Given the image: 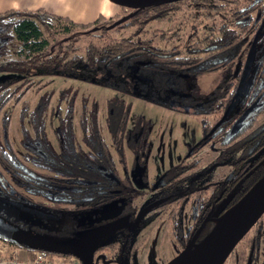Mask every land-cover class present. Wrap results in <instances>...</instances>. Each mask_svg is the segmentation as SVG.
Returning <instances> with one entry per match:
<instances>
[{"label": "trees", "instance_id": "1", "mask_svg": "<svg viewBox=\"0 0 264 264\" xmlns=\"http://www.w3.org/2000/svg\"><path fill=\"white\" fill-rule=\"evenodd\" d=\"M212 1L184 0L181 3L200 8L213 4ZM241 1L246 4L241 5L239 0H222L226 4L233 3V9L229 13L233 17L234 31H231L229 26L222 27L220 25L217 38H212L210 34L199 42L191 40L192 45L188 46L185 55L180 54L178 49L156 50L153 48L151 39H140V36L146 33L144 28L148 24L166 20L171 13L179 10L181 3L153 6L133 11L121 18L98 16L89 24H75L66 18L46 13L42 9L26 12L9 10L0 13V58L4 56L9 40H14L18 44L16 58L0 65V74L9 76L0 81V112L9 102L12 106L18 105L20 147L28 154L26 158L28 165L15 157L8 136L9 117L7 114H3L0 118L2 144V150H0V199L5 196L10 197L9 191L11 190L1 172L9 176L11 182L21 190L22 194L11 190L15 198H25V202L30 206H34L28 200L31 197L44 200L54 206L67 204L71 195L78 194L77 191L72 192L73 188L89 187L96 191L95 187L102 185L103 177L100 175V170L114 173L113 162L100 135L97 104L91 102L89 108L86 109V100H82L81 103L77 124L81 132V142L87 150L86 153H81L76 147L71 126L76 94L74 90L70 89H64L58 93L55 107L58 129L55 136L58 151L55 152L48 145L43 130V119L51 95L44 92L38 97L33 108L29 109L28 104L21 101L30 87L29 80L39 76L60 77L124 94L126 93L125 82L117 80V76L125 75L126 72V70L122 71L121 67L138 63L145 69L160 67L166 73L183 72L187 74L186 79L195 82L218 69L228 68V61L212 62L216 56L221 58L227 57L229 53H234V58L238 56L243 61L246 49H242L245 43L242 34L243 31H247L246 34L252 33L250 32L251 24L248 23L249 19L246 22L245 18H249L252 12L259 11L260 5L253 4L252 0ZM212 8L213 10L221 9L216 6ZM228 10L225 8V11ZM127 29L133 30L134 40L113 38L121 30ZM79 42H85L81 49L76 45ZM261 60L262 56L256 57L254 62H257L258 68ZM107 72H109L108 75ZM175 81V85L180 83L177 79ZM226 83L227 81L220 83L216 94H214L213 100L216 102L213 101L214 104L211 107H216L215 113H221L224 109L222 102L218 104L217 101L226 98L227 92L223 90L227 86ZM259 85L260 82L257 81L256 86ZM263 87L264 83L261 89ZM193 89L196 90L195 87ZM63 102L65 103V112L61 118L58 106ZM243 103L244 98L239 101L238 106ZM105 110V129L112 150L117 156L118 164L124 167L121 140L128 120L129 105L122 99L113 97L106 100ZM263 112L264 106L249 114L245 121L246 128L239 134L242 136L249 131L248 138L232 146L231 151L227 154L230 156L238 153L239 156L229 163L232 171L227 175V183H225L228 184L229 189L224 193L223 190L218 189V192L221 190V193H218L217 202L229 193V205H233L264 174V122L258 128L252 129L256 118ZM24 122L29 125L32 135L24 128ZM141 133L143 135H136V139L145 138L146 131L143 130ZM124 137L131 140L133 135L129 133ZM128 147L131 149L130 143ZM251 158L248 165L246 161ZM93 196L92 202H96V205H100L105 200L95 194ZM185 196L188 195L185 194ZM106 199L109 200L108 197ZM206 200L204 197L200 204L202 213L200 229L204 236L212 228L215 220L211 217L213 210L207 209L208 201ZM0 207L6 206L0 203ZM0 214L5 215L2 208H0ZM261 218L255 224L254 229L259 226ZM254 234H260V232H254ZM258 236H254L255 246ZM0 240L5 241L9 246L30 251L1 237ZM29 258H31L30 254Z\"/></svg>", "mask_w": 264, "mask_h": 264}, {"label": "flooded vegetation", "instance_id": "2", "mask_svg": "<svg viewBox=\"0 0 264 264\" xmlns=\"http://www.w3.org/2000/svg\"><path fill=\"white\" fill-rule=\"evenodd\" d=\"M183 1L184 0L171 4H178ZM212 2L214 3L210 5H212L213 7L216 4V1L213 0ZM252 2L255 5L259 4L260 7L258 9L260 10L252 12L249 15V18H245L246 22L249 19L248 23L251 24L252 29L251 31H249L252 33L246 34L247 31H243L242 34L243 40H245L242 49H246L244 59L243 61H241L240 57L238 56L234 58V53L227 54V57H214L212 59V62L220 63L221 61H228L227 65L229 66L225 70L221 68L211 73H218L219 80L213 91L207 95L200 94L199 89L196 85V82L198 80L195 82H191L189 79H186L187 74L183 72L166 73L160 67H152L150 69H145L142 66L140 67L138 63L127 64L124 67H121V70H126V72L125 75L117 76V80L125 82L124 90L126 91V93L116 94L122 97L126 96L132 98L133 100L147 103L149 105L176 113L181 116L192 117V119H196L198 121L194 129H188L191 130L192 135L189 137V142L184 143L186 146L184 147L183 145L185 153L176 164L162 169L159 173L154 171V168L151 165L152 158L150 155L152 143L150 144V141H148L152 133L153 124L149 120H143V118L139 117L136 118L135 123L131 129H127L126 122L121 140V149L125 162V166L122 167L120 164H118L117 156L112 150L109 136L106 132L104 123V129L108 136V142L114 154L113 159L112 155L109 153V156L114 165V173L100 170V175L103 177L102 185L95 187L96 191H93V189L89 187L73 188L74 190L72 189V192L77 191L78 194L71 195V198H69L67 204H60L54 206L44 200H39L40 203H36L34 204V206H31L32 208L37 210H40V206L51 209L50 211H41L43 214L49 215L51 217L48 220L37 218L44 224H51L52 226H54L50 230L46 229V237L54 240L56 243H68L69 247H78L82 248L83 250H89L91 252L92 264H95L96 262H100L101 264H133L135 255L133 243L136 233L139 232L140 229L143 230L145 228V223L149 224V215H151L153 211L164 209L166 207H169L170 205H173L174 207L169 211L167 220L173 223L172 235L174 238V244L176 245L178 251L180 252L185 247L187 242L193 237L196 232L198 233L194 243H197L199 240L202 239L204 235L202 229H200L202 223V213L200 205L201 201L204 197H206V201H208L207 209L213 210L211 216L212 219L215 218V214L217 213L218 207L220 206V204H222L223 201L226 205L225 210L230 207L229 193L225 194L222 200L217 202L219 198L218 193L221 190H223L224 193V191H228L229 189L228 184H225L227 183V175L230 174V172L232 171V167L229 163L231 161H234V159L239 156L238 153H235L230 156L227 154H229V152L231 151L232 146H235L248 138L249 131L248 133H246L245 135L243 134L242 136H239V134L242 130L246 128L245 121L248 118L249 114L252 113L253 110L259 109L264 106V87L261 89V86H263L264 83V0H258L257 2H255V0H252ZM185 4L187 3H181V5ZM245 4L246 2H243V6ZM181 5H179V7ZM222 6L223 7H220V12H225V7L229 9L228 11L230 12L233 9L232 2L229 4L222 2ZM117 8H120L121 10L127 12L125 13V15L133 12V10L124 9L121 7ZM125 15H119L117 16V18L124 17ZM229 15L231 16L230 13ZM231 22L232 26H230V28L231 31H234V22L232 16ZM220 25H222V27L225 26L224 23H221ZM157 35L159 37V40H166L160 33H157ZM255 36L256 39L254 47L252 49L248 73L246 75V80H248L247 91L242 97L237 100L236 104L234 105V107H232L225 119L220 124H218L223 113L229 105L234 91L238 86V83L244 71V65L246 57L248 55V50ZM152 45L154 49L159 51L171 50L160 49L156 47L153 42ZM190 45H192V43H190ZM260 56H262V60L258 68L257 62H254L256 60V57L260 58ZM257 68L258 73L256 72ZM255 73H257L256 76H254ZM108 74L109 72H107V75ZM7 77L8 76L6 75L5 78ZM176 79L180 81V83H178L177 85H175ZM226 81L227 86L223 89L225 92H227L225 94L226 98H223L221 100L219 99L217 101L218 104H221L222 102V106H224V109L221 111V113H215L216 107H211V105L216 102V100H213L215 98L214 94H216V89L219 87L220 83H224ZM257 81L260 82L259 86H256ZM185 86L187 87V92ZM194 87L196 88V90L193 89ZM243 98V105L241 104L238 106L239 101ZM128 105L130 112L131 106L130 104ZM251 105H253V107L247 113L246 117L241 121L238 132L231 138H227V135L236 120ZM262 115H264V112L260 114L257 118ZM209 117L216 118L212 123L209 124L206 121V119ZM174 120L178 121V124L183 121H186L178 120L177 118ZM254 125L252 129H256L260 126L259 125L257 127H254ZM185 127L186 130L187 126ZM178 128L180 130V134L181 132H184L183 127ZM143 130L146 131L145 138L136 139V135H143L141 133ZM129 133H132L133 135L131 140H128L126 139V137H124L125 134ZM162 134H164V132H162ZM159 138L161 141H158L159 145L167 144L165 142L167 140L163 135H160ZM128 141L131 145V149L128 147ZM104 145L107 148V151L109 152V149L106 146L105 142ZM214 145H218V149H215V151H217V156L215 157V159L219 160V158H221L219 165L221 164V162L222 164L226 163L229 166V171L221 181H215L210 183L209 185H205L204 182L206 178L209 177L215 166L210 170H208V166L205 167L203 171H197L199 162L197 159H194V157L200 154L199 152H201L200 150H202L203 147H211ZM166 147L168 148L169 145L167 144ZM164 153L165 149L163 150V155L161 156L162 159H165L167 162L172 160L173 157L177 155L176 153L174 154V156H172L170 160H167L166 154L164 155ZM251 160L252 158L248 159L246 163L249 165ZM135 165H137V169H135ZM118 170L121 174V177H119L118 175ZM133 182L137 183L138 187H140L138 189L133 187ZM208 186H211V190L209 192L207 191ZM218 189L221 190H219L218 192ZM10 192H12L10 197L5 196L2 199L14 201L25 206H30L25 202V198L16 199L13 194V191L10 190L9 194ZM145 193L150 194V196L146 198ZM202 193L205 194L202 195ZM93 194H95V196H99L100 198H105V200L103 199L104 202L100 205H96V202H92V199L94 198ZM185 194H187L188 196L184 197ZM107 197L109 198V200L106 199ZM192 197L196 201L195 208L191 212L192 227L190 228L189 234H187V236L185 237H182L180 235L179 219L184 207L187 205L189 199ZM183 198H185V200H183ZM138 201H140V205L138 204L136 206L135 203H137ZM43 203L49 204V206L47 207L43 205ZM92 205H95V207H92ZM97 208H103V210L90 214L92 210H96ZM79 209L87 210L85 212L86 214L84 213L86 215V218L84 220L86 230L80 232L75 238H69L66 232L67 229L64 230V228L70 225V222H72L71 217L68 216V212L76 211ZM140 212H142V214L135 222L136 217ZM254 228L255 227H253V229ZM97 230H104L105 232H103L102 234H92ZM58 245L61 249L62 245ZM48 254L55 256L61 255L58 253ZM68 257H70L69 259H74L77 264H80L72 256L68 255Z\"/></svg>", "mask_w": 264, "mask_h": 264}, {"label": "rangeland", "instance_id": "3", "mask_svg": "<svg viewBox=\"0 0 264 264\" xmlns=\"http://www.w3.org/2000/svg\"><path fill=\"white\" fill-rule=\"evenodd\" d=\"M39 0H29V4H36ZM216 4L214 6L223 7L222 1L215 0ZM240 4L243 5L241 0ZM105 2V1H104ZM107 3V2H106ZM110 5V4H108ZM98 7V6H97ZM110 7L114 8L113 13L111 14V18L114 16L125 15L124 10L117 8L115 6L110 5ZM90 8H96V4H90ZM226 8V7H225ZM229 12L213 10L212 5H204L200 8L192 7L191 5L185 4L179 7L177 12L171 13L166 20L162 22H152L148 24L144 31L146 32L144 35L140 36V39L146 40L151 39L153 44L160 49H178V51L184 55L187 50V47L190 45L191 40L195 42H199L202 39L206 38L210 34L212 38L217 37L218 28L221 23H224L225 26H232L231 16ZM218 14V15H217ZM70 21V20H69ZM71 22V21H70ZM93 22V21H92ZM90 22V23H92ZM73 23V22H72ZM76 24V23H75ZM89 24V23H87ZM157 32L163 35L166 39L165 41L159 40ZM133 30H124L119 32L113 38L118 39H127L134 40L132 37ZM110 34H112L110 32ZM113 35V34H112ZM85 42H79L76 45L78 48H82ZM18 50V44L14 40H9L6 46V52L3 57L0 58V65L6 63L9 60H14L16 58V52ZM80 54V53H79ZM6 75L0 74V81L4 79ZM9 77V76H8ZM219 80V74H210L203 76L200 80L196 82V85L199 89L200 94L207 95L213 91L217 82ZM30 82V87L27 92L22 97L21 101H24L28 104L29 109H32L35 105L38 97L44 92L50 93L51 97L49 99L48 109L44 115L43 119V130L48 142V145L53 149V151H58V144L56 141L55 134L58 132L57 129V120H56V105H57V97L58 93L64 89L74 90L76 94L73 106V120H72V131L74 135V140L77 149L80 150L81 153H86V148L81 142V132L78 128V117L81 112V103L82 100H86V109L89 108L91 102H95L97 104V121L99 123V129L101 131L102 138L109 149V153L112 155L114 159V154L111 150V147L108 142V136L104 129V119H105V102L107 99L113 97L122 98L125 103L130 104V112L127 120V129H131L135 123L136 118H143V120H149L152 125V133L149 137L148 141L150 144L152 143V149L150 152L151 155V165L154 168V171L159 173L162 169L169 167L171 165L176 164L179 159L185 153L186 146L184 143L189 142V137L192 135L191 130L196 127V123L198 122L196 119H192V117L181 116L173 112H169L167 110L149 105L147 103L133 100L132 98L126 96H119L118 94L100 88L94 85L85 84L77 81H73L72 79L60 78V77H34ZM186 92L187 87L185 86ZM189 92V88H188ZM184 93V91H183ZM59 116L62 118L65 112V103H60L58 106ZM3 114H7L9 117V129L8 136L11 144L12 151L15 157L28 165L27 157L28 154L20 147V127L18 123V105L12 106L11 102H9L0 112V118ZM178 120H186L178 124ZM216 117H209L206 121L210 124L214 121ZM264 122V115L257 118L254 127L259 126ZM24 128L32 135L29 125L24 122ZM185 126L187 129L185 130ZM178 127H183L184 132H181ZM194 131V130H193ZM164 132V134H162ZM169 132V133H168ZM189 133V134H188ZM160 135L166 138L165 141L169 147L167 148V144H158L160 141ZM169 137V138H168ZM179 138V139H178ZM170 140V141H169ZM161 142V141H160ZM159 142V143H160ZM165 147V148H164ZM206 146L203 147L200 154L195 156L194 159H197L199 162L197 171H203L205 167H208V170L213 168L212 173L206 178L204 184L209 185L215 181H221L229 171V166L226 163L219 162L215 157L217 156L218 145L214 146ZM212 148V149H211ZM165 149L166 158L170 160L174 154L177 153L176 156L173 157L172 160L167 162L165 159H162L163 150ZM0 150H2L1 144V131H0ZM236 157V156H235ZM162 160V161H161ZM218 165V166H217ZM4 176L5 180L9 183L11 190L22 194L21 190L11 182L9 176L1 172ZM118 175L121 177V174L118 170ZM133 187L139 188L138 184L133 182ZM211 190V186H208L207 191ZM207 192V193H208ZM146 198L150 196V194L145 193ZM11 195V192H10ZM207 195V194H206ZM29 200L33 203H40L38 199L29 198ZM141 201V200H140ZM140 201L135 203L137 206L140 205ZM195 199L192 197L189 199L187 205L184 207L180 219V235L182 237L187 236L189 234L190 228L192 227V216L191 212L195 208ZM45 206H49V204L43 203ZM173 205L166 207L164 209L156 210L149 215V224L145 223V228L143 230H139L136 233L134 238V263L133 264H166L171 259H173L177 253L179 252L176 245L174 244V238L172 235L173 223L167 220V216L169 211L173 208ZM3 209V215L5 218L0 216V225L7 230H14L13 228L17 226L22 232H30L36 236H47L46 229L50 230L54 226L51 224H44L42 221L38 220L36 217L25 214L23 212L12 209L8 206L0 207ZM104 208V207H103ZM103 208H97L96 210H92L90 214L95 212H100ZM40 210L37 211H50L51 209L40 206ZM87 210H76L72 212H68V216L71 217L72 222L70 225L64 228L67 229V236L69 238H75L80 232L86 230L85 227V218ZM85 213V214H84ZM1 215V214H0ZM10 220H8V219ZM259 227V228H258ZM256 229H251L243 239L236 245V247L232 250L224 264H264V216L259 222V226ZM254 232L260 234H254ZM259 235L258 242L255 246L254 244V236ZM21 237V236H20ZM26 241V238H21ZM31 241V240H29ZM5 246L9 251H14L18 254L20 250L23 252L27 250H23L21 248L9 246L5 241L0 240V246ZM30 255H32L33 251H27ZM2 255V256H1ZM0 255V259L6 260L10 257H16V255L8 254L7 252L2 251ZM10 255V256H9ZM51 255V254H50ZM56 259H64V261L68 260L70 257L68 255H51ZM60 256V257H59ZM28 258V257H27ZM95 264H101L100 262H96Z\"/></svg>", "mask_w": 264, "mask_h": 264}, {"label": "water", "instance_id": "4", "mask_svg": "<svg viewBox=\"0 0 264 264\" xmlns=\"http://www.w3.org/2000/svg\"><path fill=\"white\" fill-rule=\"evenodd\" d=\"M116 7L128 10L138 11L145 8L171 4L182 0H106ZM258 0H255L257 2ZM256 36L254 37L246 57L244 71L238 83L236 90L229 102V105L223 113L218 124H220L228 115L237 100L247 91L248 80L246 75L249 69L252 49L254 47ZM251 105L236 120L228 133L227 138L234 136L239 128L241 121L252 109ZM217 124V125H218ZM137 169V165H135ZM12 193V192H11ZM0 203L25 214L32 215L36 218L48 220L51 218L40 211L25 206L14 201L0 199ZM224 201L218 207L215 214L213 226L209 232L197 243H194L197 233L187 242L185 247L166 264H224L232 250L243 239V237L255 226L261 216L264 214V174L236 201L233 205L225 210ZM140 212L137 219L140 217ZM2 216V215H0ZM5 218L4 216H2ZM14 230H7L0 225V237L15 245L23 246L29 250L44 251L47 253H58L61 255H70L80 264H92L91 252L78 247H69L68 243H56L46 236H36L30 232H22L17 226ZM104 230H97L92 234H102ZM21 236V237H20ZM21 238H26V241ZM31 240V241H29ZM62 248H59V245ZM59 248V249H58Z\"/></svg>", "mask_w": 264, "mask_h": 264}, {"label": "crops", "instance_id": "5", "mask_svg": "<svg viewBox=\"0 0 264 264\" xmlns=\"http://www.w3.org/2000/svg\"><path fill=\"white\" fill-rule=\"evenodd\" d=\"M91 2L96 4V8H90ZM108 4L112 5L106 0H39L34 5L29 4V0H0V13L9 10L26 12L42 9L46 13L66 18L73 23L87 24L94 21L98 16L104 18L110 17L114 8L110 7ZM2 251L7 252L8 254L13 253L16 255L14 258L18 261L29 259V253L27 251L23 252L20 250V252L16 254L15 250L9 251L7 247L1 245L0 255ZM12 258L13 257H10L8 259Z\"/></svg>", "mask_w": 264, "mask_h": 264}, {"label": "built area", "instance_id": "6", "mask_svg": "<svg viewBox=\"0 0 264 264\" xmlns=\"http://www.w3.org/2000/svg\"><path fill=\"white\" fill-rule=\"evenodd\" d=\"M0 264H77L74 259H56L47 252L44 251H33L31 258L25 261H18L16 258L2 260L0 259Z\"/></svg>", "mask_w": 264, "mask_h": 264}]
</instances>
